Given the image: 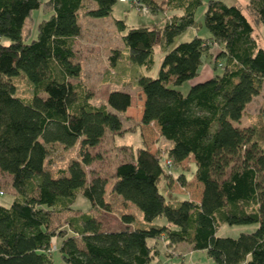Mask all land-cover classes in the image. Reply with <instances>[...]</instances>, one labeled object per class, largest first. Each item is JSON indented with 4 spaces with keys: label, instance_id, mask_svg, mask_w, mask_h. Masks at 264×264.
I'll use <instances>...</instances> for the list:
<instances>
[{
    "label": "trees",
    "instance_id": "1",
    "mask_svg": "<svg viewBox=\"0 0 264 264\" xmlns=\"http://www.w3.org/2000/svg\"><path fill=\"white\" fill-rule=\"evenodd\" d=\"M84 1L0 0V175L10 177L13 190L9 205L0 203V264H55L56 251L64 264H151L160 241L171 251L181 243L205 250L215 264H264V102L254 121L243 122L248 104L264 88V48L242 9L223 0H208L207 37L170 47L195 24L202 0H139L152 12H174L161 31L131 26L122 35L134 64L152 66L157 40L164 52L157 77L136 79L141 102L133 119L144 133H157L155 142L164 137L170 145L153 150L145 135L146 145L115 166L109 191L140 210L143 222L136 224L135 215L124 211L122 227L104 230L85 211L67 215V229L52 225L56 214L74 209L78 195L91 208L108 210L107 180L95 173L88 180L86 166L107 133H122L119 114L129 118L132 105L125 90H112L105 103L94 105L91 92L78 84L82 68L74 38ZM91 1L83 14L101 17L118 0ZM247 5L264 23V0ZM39 8L49 16L27 41L24 23ZM117 23L120 30L126 27L121 19ZM117 57L115 49L109 57L114 68ZM208 57L209 77L185 94L174 88L199 77ZM18 79L29 84L30 96L18 94ZM56 144L77 145V157L52 173L49 157ZM192 163L194 178L183 170L174 176V168L191 169ZM192 178L198 198L171 200L160 191L173 193L171 181L184 187ZM223 224L256 227L237 237L219 236Z\"/></svg>",
    "mask_w": 264,
    "mask_h": 264
},
{
    "label": "rangeland",
    "instance_id": "2",
    "mask_svg": "<svg viewBox=\"0 0 264 264\" xmlns=\"http://www.w3.org/2000/svg\"><path fill=\"white\" fill-rule=\"evenodd\" d=\"M160 2V0H157ZM229 4H236L239 6L245 15L250 20L253 28L254 35L260 46L264 48V23L257 21L253 11L247 5L248 0H223ZM208 0H202L201 4L195 11V24L190 26L184 32L174 38V41L170 47L174 46L180 41L189 40L193 36L198 35L200 37H207L210 35L204 23V11L207 7ZM84 8L92 7L93 2L91 0L84 1ZM82 8L80 10L79 23L81 26L80 33L74 38V48L77 58L81 63L80 79L78 84L84 86L86 90L92 94L91 102L94 105H100L105 103L108 93L112 90H125L132 96V105L128 109L129 118L122 112L119 114L122 121V133L110 134L107 133L101 143L92 149L95 160L88 166H86V172L88 174V180L92 178V175L99 174L106 178V194L105 199L108 201V210L106 209H93L90 206L88 200L82 195H78L73 204V210L70 212H64L56 214L53 217L52 225L60 229H67L64 224L65 217L67 215H76L85 211H92L98 218L101 226L104 230L118 229L122 227L120 221V215L122 212L131 211L135 215V223L140 224L143 222L142 213L136 207L130 204H125L115 194L110 193V187L114 179V168L117 163L130 159V151L135 153L138 148L144 147L145 135L149 147L153 150H165L170 141L164 137H160L156 142L157 133L153 129L143 130L135 121L138 117L139 105L141 102V92L137 85L136 79L140 76H148L155 78L158 76L161 60L163 57V50L160 47L159 40L156 41L153 47V64L150 68L144 65H138L130 62L128 58V52L122 40V35L131 26H148L161 31L165 21L172 14L171 10H161L152 12L146 5L141 4L139 0H118L110 14L101 17L87 16L83 14ZM49 16V13H43L39 9H34L31 18H28L23 26V31L30 30V35L27 37V41L35 38L37 35V24L42 18ZM121 19L125 23V28L120 30L117 20ZM5 43L9 42L7 37L2 39ZM117 49L119 51V57H117L116 68L110 64V54ZM208 57V64L204 63L200 68V75L202 78L209 77L213 63ZM220 72V70H217ZM197 77L191 81H186L182 85L175 86L182 93H187L192 83L201 79ZM76 82V81H74ZM18 94L22 97H28L31 94L29 84L23 80H17ZM264 102V88L261 94L255 97L246 108V116L243 118L245 125H249L251 120H255L260 107ZM141 112V109H140ZM249 115V116H248ZM252 118V119H251ZM151 137V138H150ZM154 139V140H153ZM77 157V145L64 148L62 145L51 146L50 159L52 164L48 169H51L52 173H55L58 169L64 168L67 164ZM184 171L187 176L193 177L194 164L190 169L188 165L184 167L174 168V176L179 171ZM194 178V177H193ZM191 179L186 186L182 187L177 182L171 181V191L167 192L161 188L160 191L164 196L171 200H180L185 197L198 198L200 194V188L198 183ZM0 185L2 194H0V203L9 205V201L12 199L11 192V179L7 174L0 175ZM159 223L165 222L164 217L156 219ZM256 226L251 224H239V225H227L223 224L219 230V236L237 237L241 232L252 231ZM71 235L72 232L68 231ZM155 260L151 264H215L214 261L207 255L205 250H193L189 244H178L173 251L164 246L163 242H159L156 246ZM55 264H64L61 255L58 251L52 254Z\"/></svg>",
    "mask_w": 264,
    "mask_h": 264
},
{
    "label": "crops",
    "instance_id": "3",
    "mask_svg": "<svg viewBox=\"0 0 264 264\" xmlns=\"http://www.w3.org/2000/svg\"><path fill=\"white\" fill-rule=\"evenodd\" d=\"M210 75H211V73H210ZM199 77H201V76H199ZM206 78H207V77H205V78H202V77H201V79H198V80H202V79H206Z\"/></svg>",
    "mask_w": 264,
    "mask_h": 264
},
{
    "label": "built area",
    "instance_id": "4",
    "mask_svg": "<svg viewBox=\"0 0 264 264\" xmlns=\"http://www.w3.org/2000/svg\"><path fill=\"white\" fill-rule=\"evenodd\" d=\"M166 163H168V164H169V161H167Z\"/></svg>",
    "mask_w": 264,
    "mask_h": 264
}]
</instances>
